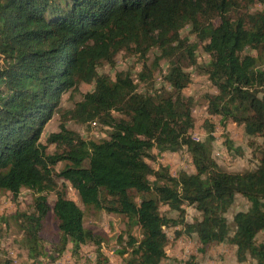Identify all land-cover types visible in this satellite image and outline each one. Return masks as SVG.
<instances>
[{"label": "trees", "instance_id": "16d2710c", "mask_svg": "<svg viewBox=\"0 0 264 264\" xmlns=\"http://www.w3.org/2000/svg\"><path fill=\"white\" fill-rule=\"evenodd\" d=\"M119 53L142 58L141 69L116 70ZM192 70L214 87L204 94L208 115L224 128L243 126L255 169L229 172L216 162L214 123L205 120V138H194V99L182 93ZM82 84L93 89L61 108L62 95ZM55 111L58 129L43 140ZM223 144L235 150L227 135ZM182 149L194 172L172 175L155 160ZM59 179L86 208L123 218L116 252L124 264H160L171 227L195 234L201 251L227 242L239 262L264 264V0H0V190L33 196L14 216L24 264H54L67 250L74 264H107V238L84 226ZM236 195L249 207L234 214L231 235L225 213ZM185 205L200 218L187 222ZM50 212L58 230L51 247L40 235ZM88 244L94 255L81 262ZM0 264L17 263L0 255Z\"/></svg>", "mask_w": 264, "mask_h": 264}, {"label": "rangeland", "instance_id": "374dc122", "mask_svg": "<svg viewBox=\"0 0 264 264\" xmlns=\"http://www.w3.org/2000/svg\"><path fill=\"white\" fill-rule=\"evenodd\" d=\"M182 36L190 37L188 34V28L182 30ZM154 51H151L147 55L148 61L152 60ZM200 56L204 54L200 53ZM142 58L137 56H125L123 53H119L116 57L115 69H128L132 72H137L142 67ZM164 69L166 66L164 65ZM101 72L112 73V70L108 66L100 68ZM192 72V81L190 85L185 88L182 93L185 96H191L194 99L193 115L195 118V127L193 130L194 138L204 139L207 132V126L203 123L205 120L209 123H214L212 134L214 140L212 142V156L216 162L226 171L229 172H243L246 170H253L257 165V159L254 157V147L250 144V137L244 132L242 125L233 123L227 124L226 128L218 124L217 118L208 115L206 111V102L204 99L205 93H211L214 91V87L209 82L208 78L201 73ZM134 82L138 81L136 75L133 76ZM156 84L162 82L161 75L159 74L155 80ZM93 86L91 84H82L78 91L73 93L67 92L62 95L61 108L68 109L73 106L75 100L81 98L82 93L91 91ZM59 124V113L55 111L51 119L45 124L42 133V139L44 140L48 133L57 131ZM72 128H76L72 123H68ZM99 132V131H98ZM102 131H100V136ZM227 135L235 147V150L226 151L223 140ZM103 136V135H102ZM256 142H261L260 138L255 139ZM155 160L158 163H162L169 166V171L172 175H176L180 170L186 172H194V168L190 164L189 154L186 149H182L175 153H163L154 154ZM155 164V163H151ZM58 165L57 168H60ZM66 186L67 197L72 199L80 208L84 211V226L100 232L107 238L106 242L102 243V252L108 256L107 264H124L121 257L117 254L116 250L119 248L116 244V236L123 230V218L114 213H108L106 211H98L91 208H86L79 201V197L76 191L70 187L68 182L62 179L58 180V183ZM32 194L27 189H22L18 197L14 198L10 192L0 190V217H3L5 223L0 224V255L5 258H11L17 264H24L26 250L23 244L22 232L15 220L14 216L19 211L30 209L32 200ZM54 199L51 194L50 201ZM249 202L242 196L236 195L233 203L225 213L227 222L230 227V234L234 231L233 216L237 211L247 210ZM184 218L187 222H192L195 219L200 218V213L190 205H185ZM160 212L171 218L177 216V212L170 210L168 206L161 205ZM175 227L166 228V234L168 237V243L166 245V258H164L160 264H253V261L247 259L244 262H239L236 258V247L230 243L212 244L201 251V245L195 234H182L176 236L174 234ZM42 239L46 244L51 247L57 243L58 230L56 226V220L52 212L48 214L44 221V228L40 233ZM258 239H262V235L258 236ZM95 247L91 244L85 245L81 252L80 261L85 258H91L94 255ZM54 264H74L73 256L70 251H65Z\"/></svg>", "mask_w": 264, "mask_h": 264}]
</instances>
